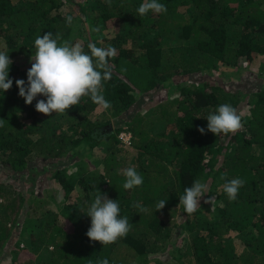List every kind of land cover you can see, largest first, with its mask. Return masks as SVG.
I'll list each match as a JSON object with an SVG mask.
<instances>
[{"label": "trees", "instance_id": "1", "mask_svg": "<svg viewBox=\"0 0 264 264\" xmlns=\"http://www.w3.org/2000/svg\"><path fill=\"white\" fill-rule=\"evenodd\" d=\"M93 1V9L102 18L100 24L113 28V33L101 42L95 33L100 24L93 20L90 32L95 34L83 36L82 45L89 54L90 42L116 49L115 57L109 59L112 77L103 82V95L112 105L106 111L120 122L117 126L110 122L97 125L81 116L99 107L90 97H83L65 114L50 116L35 110L37 100L45 97L38 96L31 105L25 103L15 81L27 82L35 38L51 32L54 38L58 34L61 40H69L72 28L60 13L63 0H24L16 5L0 0V43L4 45L0 51L13 61L10 93L0 90V166L12 176H26L36 158L51 163L82 146L89 153L102 142H110L102 172L93 166L84 174L78 164L70 174L65 167L54 169L51 178L60 186L62 198L58 201L48 195V202L55 204L56 212L44 210L41 216L25 220L16 234L11 228L32 200L20 187L0 181V254L11 245L10 264H23L18 263L21 256L40 250L50 254L46 261L34 264H98L103 258L109 264H131L121 250L131 255L134 264H264V78L260 88L248 95L208 81L219 69L236 74L264 57V0H158L167 12L149 11L144 16L137 11L144 0ZM175 39L185 47L170 56L164 49ZM197 74L201 82L178 84ZM229 76L222 73L220 77ZM157 89L166 91L169 104L157 105L159 114L148 122L157 121L163 129L150 134L142 124L144 111L138 108L143 101L152 102ZM224 103L237 109L243 128L216 136L207 131L205 117ZM58 115L69 116L66 130L60 127ZM200 127L205 134L197 130ZM121 132L132 136L131 145L139 152L136 170L143 177L141 186L127 190L123 188L125 165L115 153ZM233 178L245 183L231 201L222 185ZM196 180L207 185L206 199L215 195V206L211 209L203 204L175 227L186 233L188 247L168 249L172 233L162 216L171 210V202L179 204L184 189ZM75 186L86 194L79 204L82 215L76 204L68 202ZM97 188L117 200L120 216H127L131 225L126 236L108 245L86 236L91 225L86 213ZM160 200H166V205L156 211ZM38 201L42 199L34 203ZM135 204L148 211L141 212ZM178 207L184 212L182 205ZM59 217L66 222H59ZM231 234L239 236L240 247ZM165 251L168 258L163 254L157 260L150 258Z\"/></svg>", "mask_w": 264, "mask_h": 264}, {"label": "clouds", "instance_id": "2", "mask_svg": "<svg viewBox=\"0 0 264 264\" xmlns=\"http://www.w3.org/2000/svg\"><path fill=\"white\" fill-rule=\"evenodd\" d=\"M110 2V0H109ZM140 16L149 11L154 13L167 12L164 4L158 0H144L137 9ZM69 26L72 17H66ZM35 54L31 57V67L27 70V82L17 79L15 84L19 89L18 95L26 104L31 105L38 96L35 110L46 116L52 113L65 114L66 110L80 103L83 97H90L91 101L100 108L107 110L112 107L103 95V82L112 77V69L109 59L115 57L116 49L112 46L97 47L95 43H88L90 54L85 52L80 42L61 40L57 34L54 38L51 32L37 36L34 41ZM13 61L4 51H0V90L3 92L11 89L13 80L9 78V68ZM207 131L216 136L234 134L243 128L242 117L237 109L228 103L219 105L214 112L209 113ZM3 120H0L2 124ZM205 134V129H197ZM125 177L124 189L139 187L143 183V177L135 167L129 166L122 170ZM225 176H221L224 180ZM245 181L233 178L225 182L222 187L229 200L237 198L239 189ZM207 192V185L196 180L190 187L184 189L179 197V204L187 215H191L200 207L201 198ZM214 197L210 196L204 203H212ZM166 200H160L156 205V211L166 205ZM134 207L141 212L148 211L140 204ZM87 216L91 218V225L86 232L90 241L100 242L102 245L115 243L117 239L124 237L131 229L127 216H120V205L117 200L110 199L107 194H102L99 188L95 193L94 201L88 207ZM98 264H109L107 258H103Z\"/></svg>", "mask_w": 264, "mask_h": 264}, {"label": "rangeland", "instance_id": "3", "mask_svg": "<svg viewBox=\"0 0 264 264\" xmlns=\"http://www.w3.org/2000/svg\"><path fill=\"white\" fill-rule=\"evenodd\" d=\"M14 5H16L19 1L24 0H11ZM129 1V0H128ZM63 6L60 9V13L62 14L63 20L67 26H69L66 22V17L71 16L73 23L71 24V36L69 38V41L75 43L80 42L83 44L82 37L85 36V38H89L92 35L96 33V36L100 39L101 42H103L104 39H109L113 33V28L107 29L106 27H103L104 25H101L102 18L100 17L99 10L93 9V0H63ZM82 10V11H81ZM93 20H96L98 25L100 26L98 32L96 31L94 34H92L90 31L91 25ZM94 23V22H93ZM131 25V24H130ZM82 28V29H80ZM90 33V34H89ZM79 37L76 38L75 37ZM104 39H103V38ZM81 38V39H80ZM176 40V39H175ZM173 40L167 43L166 46V53L168 55H174L178 51H180L181 48L185 47L184 43ZM0 49L4 50V45L1 42L0 43ZM31 59V58H30ZM233 70V69H232ZM222 73L230 74V78L227 77H220ZM214 76V77H213ZM216 76H218L216 78ZM205 78V77H204ZM264 78V57L260 60L256 61L255 64L251 66H243L240 69L239 73H234L233 71H226L225 69H219L218 74L212 75L210 79H208L210 84H223V86L227 87L228 90L236 89L240 91L244 95H248L250 93L256 92L260 85L263 83L261 80ZM196 81L201 82V75H190L185 77L184 79H181V81H178L179 85H189L190 83H195ZM233 88V89H232ZM10 91H7V94H9ZM154 99L152 102L145 103L143 101V105H140L138 108L139 110L144 111L142 116V124L146 127L147 131L150 134H156L160 133L163 129L162 125L158 124L157 121H153L152 123L148 122L150 118H153L154 116L159 114V111L157 109L158 104H169V100L166 99V91L157 89L153 93ZM149 109H152V111H149ZM150 112V114H149ZM155 112V113H154ZM57 114V113H56ZM65 116V115H64ZM82 117L88 118L91 122L97 124V125H103L106 122H110L112 125L117 126L120 124V122L112 118L111 115L104 109L97 107L93 113H87L82 114ZM56 119L58 123L60 124V127L64 130L67 129V126L70 124V118L69 116H56ZM147 119V120H146ZM152 120V119H151ZM119 122V124H118ZM100 132V131H99ZM73 136H77L76 134L71 133ZM100 134H105L100 133ZM168 135H171V132H168ZM119 136V134H118ZM117 136V137H118ZM132 137V136H131ZM130 145H124L122 142L119 141V144L115 147V150L117 152L116 156L118 160L122 163H124L123 169H126L129 166L135 167V169L138 167L139 162L136 160V156L139 154V152L132 147V139L130 141ZM109 141H106L105 143H101L98 147L91 150V152L88 153L87 147L82 146V148H78L75 151L69 152L68 154L64 155L62 158L58 160H52L51 163L45 162L40 158H36L35 160L31 161V164L29 167L32 169V172L28 169L26 172V176H21V174H14L15 176H12L13 173L6 171V168H3V166H0V181H8L10 184H14L15 186L20 187V190H22V194L26 197H30L29 199L32 200L31 204H26L23 209L21 210V214L17 221L19 222L15 226H12L11 230L14 234L19 233L20 230L23 227V224L25 220L29 219H35L36 217L41 216L42 211L44 210H52L56 212V207L54 203L48 202V195H54L58 201L62 198V191L60 186L57 184L55 180H53L52 173L53 170L56 168H67V173H72L76 167V164H78L79 167L84 168V174L87 172H90V169L95 166L99 169L100 172L104 170V161L106 160L107 156L109 155ZM170 170V169H169ZM85 192L80 188L76 187L74 191L69 196V203L76 204L77 210L81 213H83V209L80 207V203L85 199ZM40 197L42 199V202L46 201L48 204L43 208H38L42 202H35V199ZM214 199L212 203H204L206 200L205 197L201 198L200 206H203V204H208L211 209L215 206V195L213 196ZM30 207V211L28 212V208ZM171 210L173 211L176 208L174 214H172L169 210H167V214H163L162 219L163 222H166V228L171 231L172 237L170 238V246H168V249L177 248L182 249L183 246L186 245L188 247L190 245L189 239L187 238L186 233L179 231V228L177 227L179 224L185 222L188 215L184 213L181 209H179L177 203L174 202L170 203ZM199 209V208H198ZM27 211V212H26ZM169 211V212H168ZM26 212V213H25ZM170 217V218H167ZM59 222L63 223L66 222L61 217L58 218ZM86 222V219H83V223ZM236 241L237 248L240 247V240L239 236L235 234H231ZM231 236V237H232ZM238 239V240H237ZM22 247V246H21ZM51 247L48 249L49 252H51ZM11 250V245L6 246L5 250L0 254V264H10V255L9 252ZM162 250V249H161ZM182 251V250H181ZM174 256H177V253L175 251H171ZM121 255L124 258H128L127 263L134 264L131 255L124 254V250H121ZM50 253H47V251L37 252V254L33 253H26L25 256H21L18 260V263H38V262H44L47 259V256H49ZM165 259L168 258V253L165 251V253H158L151 255L150 258H153L157 260V258L160 259V255ZM163 260V259H162ZM173 263V261H170ZM180 262V261H179ZM178 262V263H179Z\"/></svg>", "mask_w": 264, "mask_h": 264}, {"label": "built area", "instance_id": "4", "mask_svg": "<svg viewBox=\"0 0 264 264\" xmlns=\"http://www.w3.org/2000/svg\"><path fill=\"white\" fill-rule=\"evenodd\" d=\"M118 139L120 142H122V144L130 145L132 137L130 133L121 132L118 136Z\"/></svg>", "mask_w": 264, "mask_h": 264}]
</instances>
